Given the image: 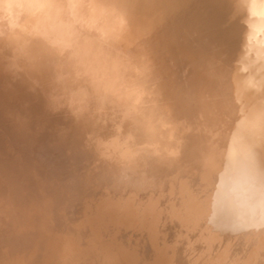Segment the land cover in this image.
Returning <instances> with one entry per match:
<instances>
[{"label":"bare ground","instance_id":"1","mask_svg":"<svg viewBox=\"0 0 264 264\" xmlns=\"http://www.w3.org/2000/svg\"><path fill=\"white\" fill-rule=\"evenodd\" d=\"M171 1L196 8L230 3ZM114 7L116 19L110 16ZM148 8L145 0H0V264H264L263 164L251 152L239 149L246 162L241 165L230 141L212 137L211 129L203 124L200 148L204 153L199 156H206L204 161L215 168H194L189 163L197 151L183 149L180 156H171V140H158L147 125L146 111L142 115L144 107L139 110L141 102L136 100L139 107L133 106L134 97L142 95L130 97L133 89L127 86L135 79L127 75L131 70L134 73L136 64L135 75L143 73L140 77L145 78L146 69L140 67L146 63L137 62L142 56L129 63L127 52L126 61L116 60L115 49L119 48L112 49L111 40L117 39L109 37L108 31L115 21L127 26L131 21L134 27L136 22L145 24ZM176 12L171 10L173 15ZM208 13L198 24L207 23L210 29L224 24L218 20L224 17L220 12L216 14L221 18ZM228 16L234 19V15ZM188 20L183 23L194 24V19ZM165 26L167 29L169 24ZM198 27L200 30L201 25ZM163 35L166 31L161 40ZM223 36L220 38L225 39L226 34ZM125 37L120 48L132 44L131 37L121 39ZM164 39H168L166 43L170 40ZM208 39L203 43L208 44ZM106 40L110 44L103 46ZM171 40L164 43L166 47ZM218 43L224 44L220 39ZM200 44H196L198 49ZM181 57L200 62L191 54ZM144 78L140 79L146 83L148 77ZM119 90L130 92L132 103L125 102L130 98L120 97L123 92ZM115 95L125 101L118 104L115 99V103ZM132 107L142 114L134 113ZM194 191L215 199L210 204L201 200L196 208L192 201L181 198ZM158 197L163 205L158 206ZM175 199L179 200L174 203ZM127 202H150L158 228L139 231L143 230L139 226V235L133 236L126 234L127 229L96 222L106 216L116 219V212L125 210Z\"/></svg>","mask_w":264,"mask_h":264},{"label":"rangeland","instance_id":"2","mask_svg":"<svg viewBox=\"0 0 264 264\" xmlns=\"http://www.w3.org/2000/svg\"><path fill=\"white\" fill-rule=\"evenodd\" d=\"M145 1L149 3V8H148L149 11L145 12V15L143 16L145 17L146 15H148L145 17V21L143 20L145 24L142 25V24H138L139 22H136L137 24L135 23V27H134V25L130 21L131 23V24L129 23L130 26H127L125 25V22H122L121 20H119L121 21V23L115 21V23H113L114 26H112V28L108 32H109V37H112V38H115V40L116 39L118 40V42L117 40L116 41L111 40V42H113V44L111 45L112 46L111 48L112 49H115L116 47L119 48V49H115L118 53L119 51L122 50L120 52L121 56L120 54L118 55L117 53L116 58H115L116 60L120 59L119 62L121 60L126 61L127 56L128 57L130 56V59H128L130 63L132 62L133 57L142 56L138 58L139 61L137 60V62L138 63L141 62V64L143 62L146 63V66H145L146 68L144 67L145 64H143V66L140 68L146 69V70L144 69L143 70L145 71V75H147L145 76V78L148 77L147 80L144 78V76L140 77L141 75H143V73H138L139 78L137 75H135L136 74L135 71L138 70V67L137 69H135L136 64L132 66L134 68L131 67L132 69H134V73H133V70H131V72H129L127 76L129 77L130 75H133V77L131 76L130 79L134 78L135 81H137L138 83L135 81L131 82L130 86H132V88L130 86L129 87L127 86V88L128 89L130 88V90L133 89L131 91L132 93L127 92V94L130 93L131 94L130 97L136 96V93L137 95L139 94L142 95L140 97L138 96L139 97L138 99L134 97L133 101L135 100L134 103H136V100L141 102L139 104L140 105L142 104L141 105L142 107H140L139 110H141L144 107L141 110L143 114L138 109L137 111L140 112V114L142 115H144V112L146 111L145 115L146 117H148L147 125L149 126V128H151V131L154 132L153 135L157 136L158 140L159 139L161 140L163 138H166V140L167 139L171 140V146L169 147L171 156L174 155L175 157L176 153H179V156H180V151H183V149H186V151L194 150V151H197V153L195 154L196 157L189 164L192 165L194 168L200 167L204 169L213 170L215 168L214 167L215 165H208L207 164L208 161L207 160L204 161V158L206 156L205 157L199 156V154L202 155V153H204L203 149L200 148V144L204 140L203 133L201 132V128L203 127L201 125L205 124L206 127H208L207 128L208 130L209 128L211 129L209 130L208 133H211L212 137L215 136V137L221 138L222 140H226L227 142L230 141L229 142L230 144L228 145H230L231 148L233 147V149L237 151V158L240 159L241 165H245L246 162H244L245 158L242 156L240 151L247 150V152L249 151L252 154H254L256 158L260 161V163H262L264 166V0H230V3L226 2L224 5H218V6L211 5L210 7H205V8H199V7L196 8L192 6L191 4H184V3L179 4L177 2H172L171 0H169L168 2L166 0H162V1L145 0ZM160 2H162V4H160ZM106 6H108V4ZM170 8L172 12H174L175 10L178 13L176 12V15H173L175 13L171 14V10H169ZM186 8L188 11L185 10ZM193 10L196 15L193 13ZM112 11L114 12V14L113 12H111L110 16L112 17L114 16L116 19L118 15L117 8L114 7V10ZM136 11L137 9L135 10V13L138 14ZM200 11H202V13ZM196 12L197 13L200 12V13L197 14ZM207 12L209 13L212 12L210 14L211 16L213 14L214 15L213 17L215 18H218L221 15L222 16L224 15L223 17L224 20L223 18H221L222 16L220 17L221 19L218 18V20H221L222 23H224L220 25L222 27L215 24L216 26L214 25L213 29L216 28V30H213V29H210L211 25L208 26L207 23L203 24L202 22H200L201 24L200 23L198 24V21H201L200 17L203 15H207L206 14ZM217 12H220L221 15L218 16L217 14L219 13ZM187 13L189 14V16L192 14L193 15L192 18H190L191 16L189 17ZM214 13L215 14L217 13V14L215 15ZM230 13L234 15V19L232 18L233 16ZM169 14L171 15V17ZM182 14L184 17L182 16ZM185 14L187 15L188 18L186 17ZM137 16L138 15H136V17ZM175 16H177V18L178 17L180 18L181 16L182 17L179 20V18L177 19ZM227 16L228 17L232 16L231 17L232 19L227 18ZM193 17L197 19L195 20V18ZM182 18L184 20L181 21ZM188 19L189 20L191 19L190 21L194 19L192 22L194 24H191V25L189 24L190 26H188V24H185V22L183 23V21L188 20ZM172 20H173L172 22L173 25H171ZM116 22L118 24H116ZM166 23L167 25L169 24L170 26V27L168 26L167 29L165 26ZM180 23H181V26H180ZM234 23L236 26L235 25L232 26V24ZM184 24L187 26H183ZM195 24L201 25L200 30L203 32H200L199 30L200 26L199 27L198 25L195 26ZM162 25L165 28H163ZM204 25H207L208 27L205 26L206 27L205 28ZM171 26H173V28ZM229 26H231L232 29ZM186 27L187 29L189 28V30H187ZM193 27L194 29L196 28V30H194ZM202 27H204V30H202L203 29ZM228 27L231 30H233V32L230 29H228ZM207 28H208V31H211V32L213 31L212 33L214 35V39H213V35L210 32L208 33ZM221 28H223L224 30ZM218 29H220V31H217ZM184 30L187 32L189 31L190 32L187 34V32H184ZM198 30L200 33H203L204 35L200 34ZM162 31L164 32L166 31V36L163 35V37L165 36L164 38L170 39L171 36H172L171 39L174 38L173 40L170 39L173 42L171 43V45L173 44L172 46L169 45V47L171 46L170 49L169 47H166L167 45H165L168 43L170 44L169 42L170 40L167 41L166 43V40L168 39L162 38L163 41L160 39L162 33H164ZM195 31H197V33H195ZM215 31H216V35H215ZM221 31L222 32L225 31L223 33V35L226 34L225 39H223L224 38L223 35L219 34V32ZM234 31L235 33H237L236 35ZM228 32L230 33V35ZM174 33L178 34L177 35L178 37ZM183 33L187 36L185 37ZM196 34L197 36L198 34H200L198 37L199 39L195 38L197 37ZM206 34H209V35H206ZM227 34H228V37H227ZM231 34L234 37H231ZM167 35L169 37H167ZM103 36L104 35H102L101 37L103 38ZM124 36L131 37V40H129L130 38L128 40H129V43L131 42L132 44L126 45V47L128 46L127 50H125L126 49L125 46L121 48L119 47L122 45V42L127 41L126 37L124 38L125 40L121 39ZM203 36H205V38ZM221 36H223L222 39L220 38ZM157 37L159 38L160 42ZM182 37L183 38L185 37L187 39H182ZM215 37H216V40H215ZM229 37H231L230 39H233V40H230ZM99 38L100 36L98 37V39ZM178 38H180L181 40ZM192 38L194 39V41H192L193 40ZM200 38H202L203 41ZM204 39L205 40L208 39L207 41L208 44H206V42L205 44L203 43L205 41ZM210 39L212 40V42H210ZM219 39L223 40L224 44L218 43ZM182 40L186 46L182 43ZM178 41L179 42L181 41L180 42L181 44H179ZM200 41H202V43ZM186 42L188 43L186 44ZM196 42L201 43V44L199 43L200 45H202L201 49L199 48L200 50L198 49L199 46H197L199 44ZM105 44L109 45L110 42L109 41L107 43L103 42V46ZM123 45H125V43H123ZM192 45L193 46L195 45V46L191 47ZM205 45L207 46V49L205 48L206 47ZM181 46L183 48L188 46L187 48L189 49L186 50V48H184L185 50L183 51V48L181 49ZM176 47L178 50L176 49ZM195 47H197L196 50L198 49V51H200L199 53L195 52L196 50L193 51V48L195 49ZM155 48H157L160 51H158ZM128 49H131L133 51H130ZM171 49L173 50V54L170 53L172 51ZM128 51L131 53H129ZM122 52L123 53L127 52L128 55L127 53L123 54ZM239 52L243 55L241 54L239 55ZM174 53L177 55H175ZM192 53H194L193 54L194 57ZM196 53H198V56L197 55L195 56ZM160 54H162L163 56L162 55L160 56ZM179 54L180 56H182L183 54L184 55L191 54L193 59L194 58L200 59L199 60L200 62L198 64L195 61H191V60L187 61V59H185L186 57L180 58ZM152 55L155 56V58ZM199 55L201 56L203 55V56L201 57ZM101 56H102V53H101ZM123 58L126 60H124ZM146 59L148 61H146ZM170 59L172 60L176 59L177 62L176 60L173 62ZM225 59H226V63H225ZM155 61L156 63H154ZM159 61H161L162 64ZM193 62L197 63L198 65H195V64L193 65ZM238 63L240 64V67ZM148 66L152 67V69L151 68L149 69ZM128 71H130V68L127 70V72ZM151 72L153 73V75ZM140 78L141 79L144 78L146 80V83L144 80L141 81ZM140 84H142V88L144 87L143 85L148 84L147 85L148 88L146 89L147 93L146 92L144 94L140 93V91L142 90ZM137 85L141 89L136 87ZM134 86L139 90H136ZM128 89L126 91H130ZM120 91L122 90H119V92ZM126 91H122L123 92V93L121 92L122 94L117 91L118 92L117 94H121L120 97H129L125 93ZM133 92L135 93V95ZM143 95H144V98L142 99ZM118 97L119 95L113 96L114 101L116 99L118 104L119 102L122 103L125 100H126L125 102L132 103V99L130 97L129 98L131 101L129 99L128 101L127 98H125V100L124 98L123 99L121 98L123 100L122 102L121 100H119L120 97L119 98ZM131 103H129L130 105L126 103V105H129L131 107V105L134 104V103L133 104ZM139 104L136 103L133 106L139 107L138 106ZM135 107L134 108L132 107V109H134L132 111L134 113H138L137 111H135L136 110ZM188 114H190L191 116L189 115L190 117H188ZM220 149H221L220 146H218L217 150H220ZM235 151L233 153H235ZM166 192L167 194L173 195V191H166ZM203 197L205 199H203ZM172 198H175V197H172ZM181 198H183L184 201H192L196 208L200 206L203 200L207 202V204H210L208 202L212 201L213 203L214 201L213 199H215L213 195L201 194L199 191H194L189 195H186L185 193H183ZM155 200L158 203V206L160 204L163 205L161 198L158 197V198H155ZM178 200L179 199H175L174 203H176V201ZM149 203L141 202V203L134 204L133 202H127L128 207L125 210H122L121 212H116L118 215L116 219L109 218L108 216H106L101 219L97 218L98 221L96 222L100 225L109 224L113 228H121L124 230L127 229L126 234L129 235L132 233L133 236H135L136 233L139 235L138 229H137V227L139 226L143 228V230H139V231L147 230L149 232H153V229H157L158 225L156 223L155 216H153V213H150L151 209H150ZM235 244L238 245L240 244V242H235ZM232 245H234L233 242H232Z\"/></svg>","mask_w":264,"mask_h":264}]
</instances>
